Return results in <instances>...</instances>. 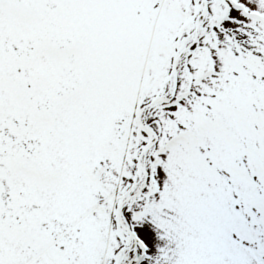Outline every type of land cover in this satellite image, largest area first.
<instances>
[{
    "label": "snow or ice",
    "instance_id": "6c2138e0",
    "mask_svg": "<svg viewBox=\"0 0 264 264\" xmlns=\"http://www.w3.org/2000/svg\"><path fill=\"white\" fill-rule=\"evenodd\" d=\"M0 264H264V0H0Z\"/></svg>",
    "mask_w": 264,
    "mask_h": 264
}]
</instances>
